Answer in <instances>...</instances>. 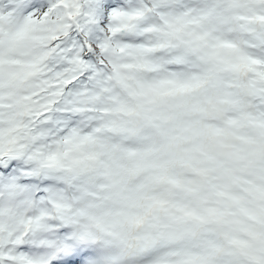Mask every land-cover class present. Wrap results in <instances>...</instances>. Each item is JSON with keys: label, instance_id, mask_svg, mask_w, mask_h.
<instances>
[{"label": "snow or ice", "instance_id": "6c2138e0", "mask_svg": "<svg viewBox=\"0 0 264 264\" xmlns=\"http://www.w3.org/2000/svg\"><path fill=\"white\" fill-rule=\"evenodd\" d=\"M0 264H264V0H0Z\"/></svg>", "mask_w": 264, "mask_h": 264}]
</instances>
